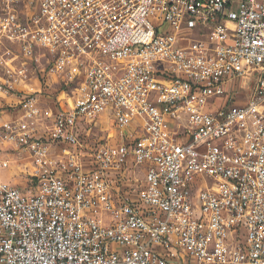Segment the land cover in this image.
I'll list each match as a JSON object with an SVG mask.
<instances>
[{
	"label": "built area",
	"instance_id": "obj_1",
	"mask_svg": "<svg viewBox=\"0 0 264 264\" xmlns=\"http://www.w3.org/2000/svg\"><path fill=\"white\" fill-rule=\"evenodd\" d=\"M1 44L0 264H264V0H0Z\"/></svg>",
	"mask_w": 264,
	"mask_h": 264
},
{
	"label": "rangeland",
	"instance_id": "obj_2",
	"mask_svg": "<svg viewBox=\"0 0 264 264\" xmlns=\"http://www.w3.org/2000/svg\"><path fill=\"white\" fill-rule=\"evenodd\" d=\"M0 46V56L4 48L3 45ZM40 66H36L35 70L40 69ZM2 68L0 67V75L2 74ZM38 72V70H37ZM38 86V85H36ZM53 87H57V84H54ZM252 88V84L246 85L242 90L239 91V100L245 101L250 93ZM49 92L51 90L48 88ZM1 100V99H0ZM5 101V100H4ZM8 101V100H7ZM10 109H1L0 108V122L1 119L7 118V113H9ZM102 134L100 133L99 136ZM0 158L2 160L7 161L6 165L3 169L0 170V179L10 182L11 184H16L19 187H26L27 189H32L34 185L33 178L31 177V166L30 161L24 157L19 156L16 151H13L12 154H8L6 152H0Z\"/></svg>",
	"mask_w": 264,
	"mask_h": 264
}]
</instances>
